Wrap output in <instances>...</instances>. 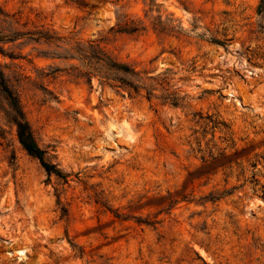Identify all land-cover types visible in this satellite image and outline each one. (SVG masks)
Here are the masks:
<instances>
[{"label":"rangeland","instance_id":"1","mask_svg":"<svg viewBox=\"0 0 264 264\" xmlns=\"http://www.w3.org/2000/svg\"><path fill=\"white\" fill-rule=\"evenodd\" d=\"M260 1L0 0V264H264Z\"/></svg>","mask_w":264,"mask_h":264},{"label":"trees","instance_id":"2","mask_svg":"<svg viewBox=\"0 0 264 264\" xmlns=\"http://www.w3.org/2000/svg\"><path fill=\"white\" fill-rule=\"evenodd\" d=\"M262 1L263 0L260 1V5H262ZM131 31H135V29H132ZM40 38H42L44 41H47L46 38H43V37H40ZM84 54L85 55L77 54L76 56L82 62L84 67H88L85 61L87 57L90 55L87 53H84ZM91 57L95 59L97 62H102V63L104 62L100 58H95L93 56ZM104 65H106L107 68L104 73H101L102 76L99 77L101 82L103 83L111 82V83L117 84L118 87L126 88L128 90H131V92L133 93H137L138 91L137 87L133 85L131 81H129L127 78L124 77V75L129 74L128 69L120 65H117L115 63H110V62L104 63ZM0 87H2L1 84H0ZM2 91L5 93L7 97L8 105L11 111L10 121L15 128V136L21 148L26 152L27 155L37 160V162L39 163V165L41 166L45 174L54 175L57 178L59 177L61 178V175L57 171L55 166L52 165L51 163H48L44 159V152L41 149H39L37 145L35 144L31 131L29 130L26 122L24 121L22 117V112L20 111V109L16 107V104H14L11 94L3 88H2ZM200 118L201 117H199V119ZM203 124H204V127H208V129L212 131V134L214 130H218L221 132L225 128V126L222 123L216 121V119L212 120L211 116H206L204 118ZM223 151L224 149H221L217 157H212L211 155H209L208 161L202 159V162L206 163L207 165L205 167L214 169V168L224 166L225 164H228L231 161L230 156H226ZM236 153L237 152H234L232 155H236Z\"/></svg>","mask_w":264,"mask_h":264}]
</instances>
